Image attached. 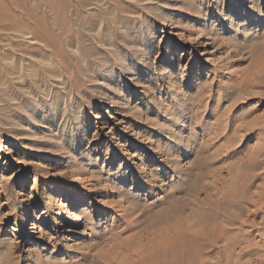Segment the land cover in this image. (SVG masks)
<instances>
[{"label":"rangeland","instance_id":"1","mask_svg":"<svg viewBox=\"0 0 264 264\" xmlns=\"http://www.w3.org/2000/svg\"><path fill=\"white\" fill-rule=\"evenodd\" d=\"M50 1L39 0V9L52 31L68 38L82 70L70 67L74 84L28 87L29 98L18 99L22 109L10 110L12 121L0 116V252H10L12 264L66 258L83 237L84 217L94 214L106 226L126 211L142 228L177 198L179 212L163 226L147 224V237L140 231L138 239L157 238L168 226L194 236L198 213L213 208L209 226L218 231L207 227L210 237L197 238V264H264V205L254 212L234 193L245 179L249 190L262 185L264 196V0ZM80 8L105 23L114 18L121 37L102 44L86 36L77 24ZM20 22L48 35L41 20L0 14V67L27 65L21 57L44 48V39L20 37ZM237 168L251 175L241 178ZM116 204L120 210H103ZM54 222L62 223L52 228Z\"/></svg>","mask_w":264,"mask_h":264},{"label":"bare ground","instance_id":"2","mask_svg":"<svg viewBox=\"0 0 264 264\" xmlns=\"http://www.w3.org/2000/svg\"><path fill=\"white\" fill-rule=\"evenodd\" d=\"M46 1H47L48 6L51 7V4H52L51 1L50 0H46ZM4 2H7L10 5H12V4L18 5L19 7H21L22 12L20 11L21 13L19 15H18V13L17 14L12 13L10 10V6ZM60 2H61V0H60ZM38 4H40L39 0H34L32 2H30L28 0H10V2L8 0H0V5H1L0 14L7 15V16L12 17V18L17 19V20H20V16H23V15L26 18H28V20L29 19H35L37 21L41 20L44 22V25H45L47 32H48L47 37L42 38L40 32H36V33L31 32L28 29L25 22L19 23V28L17 30H18V33L20 34V37L25 38L29 42L35 41V40H33L34 38L35 39H44L45 43H44V48L38 47L39 45L34 46L31 48L34 52L29 53V51H28L26 53V55L23 54V55H25V56H22V57H25L24 59H22V57H21V59L19 58L20 60H26L27 65H23L21 67L13 68L14 70H12V68H10V67H9L10 69L7 67H2V66L0 67V102H3V104L0 103V116L3 117L7 121H10L12 119L11 114H10V110L15 109V110L19 111L20 109H22L21 102L18 99L22 98V96L29 98L31 93H30L29 89H27L28 87L32 86L35 90H38L40 86L44 85V82L46 84H48L49 86L54 85V84L55 85L60 84L61 86H63L65 83H68V82L74 84L75 79L70 74V67L73 66L75 68V70L80 71V72L82 70V65H81L82 61H81L80 57L76 56V51L74 48L71 47L70 41L68 40V38L58 37L52 31L53 22H52L51 18H47L41 12ZM77 16L79 17V21L77 23V24H79L78 25L79 30L82 31L83 33H85L86 36H89L90 38H93L95 40L97 39L98 41H101L102 44H103L102 39H104V38L105 39H111L113 36L121 37L120 36L121 31L119 29V22L116 21L114 18H110L105 23L102 19L96 18V13H94L92 11H90V12L83 11L82 9L80 12L77 13ZM4 19H5V17H4ZM33 31H35V30H33ZM37 33L40 35H38ZM84 37H85V35H84ZM98 43H100V42H98ZM80 44H81V42H80ZM104 46H106V45H104ZM66 47L68 48V51H66V49H65ZM84 51L87 52V49L85 48ZM90 51L92 52L93 49L89 48V52ZM72 52L75 53V55L72 54ZM21 55H22V53H21ZM52 55H53V57H52ZM71 55L73 56L74 60L71 58ZM55 59L58 60V63H59L58 66H60V67H58V69H56L54 67ZM10 65H11V67H13L12 64H10ZM254 155H255V153H254ZM250 157H253V158H251V160L255 159L254 158L255 156H250ZM247 161L248 160H246V162ZM246 162H244L245 165L248 164V162L247 163ZM242 167H243V165H242ZM238 168H237V171L241 169V168L240 169H238ZM241 172L238 171V173H239L238 176H240ZM244 173H247V172H244ZM248 173H249V171H248ZM249 174L251 175V173H249ZM249 174L247 176H249ZM253 174H255V173H253ZM233 176L231 178H234ZM238 176L235 177V179L237 178V182H239L240 181L239 179H241L242 177L247 178V176L246 175L244 176L243 174H242V176H240L241 178L240 177L238 178ZM261 176H262V174H261ZM235 179H234V183L232 182L231 189H233V187H235V186H233V184L234 185L236 184ZM250 181H251V179H250ZM263 182H262V184H263ZM247 183L244 179L242 181V183L240 182L236 186V189L234 190L236 192H234V191L233 192L235 193V197H239V198L243 199L244 202L245 201L252 202V204H254L256 206V208L253 211L258 212L260 208H259V205H257V204L260 203L261 207H263L262 205H264V201L262 200V198L264 197L262 194L263 189H262V187L260 188V186H262V185L256 184L257 185L256 191L250 189L251 191H253V193L249 194V196L247 197V193H248L247 190H249V188L247 189V185H246ZM257 188H260L261 191H259V189H257ZM263 188H264V186H263ZM250 190H249V193H250ZM233 192H231V193H233ZM231 193H229V194H231ZM97 194H99V192H97ZM95 195H96V193H95ZM223 195H227V194H223ZM169 196H171V195H169ZM233 196L234 195H232L231 197L233 198ZM255 196L257 198H255L253 200V197H255ZM228 197H229V195H228ZM81 198H84L83 195L80 196V199ZM217 198H218V200H220L219 198H221V197H217ZM217 198L214 200L216 203H217V201H216ZM223 198H225V197H223ZM76 199H77V194L73 195V200L77 201ZM224 200L222 199L221 202ZM168 201H170V202H168V204H166V206L164 205L165 207H164V209L162 208L163 211L160 215H157L156 217L151 215V218L149 215L150 220H149V224L147 223L148 225L151 226L152 223L158 224V222H161V221L164 222V220H162V219H164L165 217L169 216L172 213H174V215H175V212H177V211L179 212V209H180L179 206H181L180 205L181 200H180V202H178L179 200H177V198H173L172 200L169 199ZM214 201H213L212 205L214 204ZM178 203H180V204H178ZM202 203L205 205V202L201 201V205H202ZM131 205L134 207L133 204H131ZM131 205H130V207H127L128 210L132 209ZM198 205L200 206V203H198ZM215 205H217V204H214V206ZM117 206L118 205L116 204L114 207L110 206V207H104V209L103 208L102 209L107 211V212H110V211L114 212L115 209L118 208ZM182 207H183V205H182ZM208 207H209V205H208ZM210 207H213V206L210 205ZM226 207H227V205H226ZM119 208H118V210H120ZM205 208H207V207H205ZM227 209H230V208L229 207L225 208V211H227ZM84 210H85V207H82L78 212H83ZM231 210H229V211L231 212ZM158 211H159V209H158ZM195 211H198V210L195 209ZM206 211H208V210H206ZM225 211L223 210V212H225ZM233 212H235V211H233ZM194 213H196V212H194ZM131 214H132L131 212L123 211L122 214L120 213V214H117L114 216L112 215L113 217H111L109 219V221L105 220V221H107L106 226H103V225L101 226L102 222L100 220H94L92 218V217H94V214H91V216L84 217L85 218L83 221L84 228L82 231L83 237H82L78 247L76 248V250L73 251L72 248L67 249L68 251L65 253L66 258H61L59 260H56V259L51 258V257L48 258L47 260L44 259L46 264H197L198 261H199V263H203V262H201V260H199L201 258L200 254L202 252V246H201V244H198V242H201V241H197V238L201 239L202 236L206 237L207 235L210 237V235L207 234V227H210L209 221L212 219L213 208H212V212L210 210L206 213H203V212L198 213L197 217L199 219V222H202V224L200 226L198 225L199 226V228H197L198 232L195 231L197 234L194 233L195 234L194 236H192V234H191L193 229L190 230L191 232L188 230L192 237L188 236L190 234H187L188 232L183 229L184 228L183 226H181V229L184 230L183 233L187 232V233H185L187 235L184 234L185 235L184 236L178 230H176V231L174 230L176 232L175 233L173 231V228L171 230L174 233L172 232L173 234L172 233L169 234L170 232H168V231L170 230L169 229L170 226L167 227V229H169L167 231V229H165V227H162L166 221L163 224L161 222V225H162L161 227L164 228L166 231H165V233L162 231L163 235H161L162 232L157 233L158 236L160 235L159 238H158V236H157V238H155V236L153 235L154 236L153 239L151 238L152 240H149V241H152L153 244L148 241V238L147 239L145 238V237H147L146 234H148V233L145 234V232H146L145 229H147V227H146L147 224L144 225V223H145L144 222L143 227L141 225L142 228H140V226H139L140 223L139 222L137 223V221L132 219L130 216ZM149 214H151V213L149 212ZM226 214H228V213L226 212ZM79 215H78V217H76V219L80 217ZM181 215L183 216V214H181ZM230 215H231V213H229V215L227 216V220H229ZM173 216H170V217H173ZM176 217H177V214H176ZM180 217H179V213H178L177 218H175V216H174L171 219L173 221V219L175 218L174 220L176 221V219H177V221H178L179 220L178 218H180ZM191 217H192V215H191ZM168 218H165V219H168ZM213 218H216V217H213ZM141 220H143V219H141ZM105 221H103V222H105ZM175 221H173V222L175 223ZM146 222H148V220ZM180 222H181V219H180ZM223 222L224 221H222V223ZM61 223L62 222H54V223H52L51 226H52V228H59ZM181 224H183V223H179V224H177V222L175 223V225H181ZM213 224L215 225V223H212L211 225H213ZM152 226H154V224ZM186 226H187V224H186ZM223 226L225 227L224 223H223ZM158 227H160V226H158ZM177 227H179V226H177ZM37 228H39V226ZM175 228L176 227H174V229ZM216 228L220 229L219 231H222L220 227L219 228L216 227ZM150 229H151V227H150ZM209 230H212V228ZM209 230H208L209 233L213 232V230L212 231H209ZM140 231L143 233H141ZM217 231L218 230H216L214 232L217 233ZM127 232L128 233L130 232L131 235L125 237V234ZM138 232L141 233V234H139L140 236L142 234L145 235L144 241H143V239H138V237H140L137 234ZM153 232H154V230H153ZM156 232H157V229H156ZM156 232H155V234H156ZM214 232H213V235H214ZM220 234H221V232H220ZM224 234H225V232H224ZM123 235H124V237H123ZM137 235H138V237H137ZM133 236L137 237V239L134 240ZM199 236H201V237H199ZM141 237L143 238V236H141ZM154 238L156 239V241L154 240ZM226 238H227V236H226ZM208 239L209 238L207 237L206 241H208ZM214 239H216V238H214ZM136 240H137V242H138V240H142V243H136ZM153 240H154V242H153ZM224 241H225V239H224ZM104 242H105V244H104L105 247L102 246V244ZM226 242H229V241H226ZM51 250H52V248H51ZM6 252H7V250H6ZM9 253L8 252L4 253V251H1L0 252V254H1L0 258H2V257L7 258L9 260V264H12L11 263V256Z\"/></svg>","mask_w":264,"mask_h":264}]
</instances>
